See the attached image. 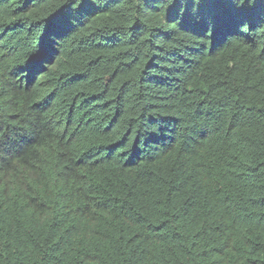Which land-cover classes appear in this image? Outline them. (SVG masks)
<instances>
[{
	"label": "trees",
	"instance_id": "1",
	"mask_svg": "<svg viewBox=\"0 0 264 264\" xmlns=\"http://www.w3.org/2000/svg\"><path fill=\"white\" fill-rule=\"evenodd\" d=\"M0 264H264V0H0Z\"/></svg>",
	"mask_w": 264,
	"mask_h": 264
}]
</instances>
